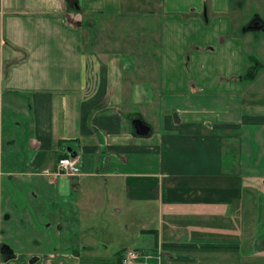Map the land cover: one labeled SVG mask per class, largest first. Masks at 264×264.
<instances>
[{
	"label": "crops",
	"instance_id": "1",
	"mask_svg": "<svg viewBox=\"0 0 264 264\" xmlns=\"http://www.w3.org/2000/svg\"><path fill=\"white\" fill-rule=\"evenodd\" d=\"M247 1L159 0L152 12L156 48L139 37L144 48L134 56L105 49L89 32L96 18L131 12L129 0H0V123L10 118L22 129L9 138L0 130V168L4 140L9 166L0 175L43 177L31 201L41 217L56 214L66 232L73 227L63 224L75 213L100 214L111 204L125 212L110 225L124 245L108 254L106 244L98 251L73 244L29 259L5 242L13 256L0 264H115L118 250L137 248L135 238L152 244L141 248L147 251L164 243L161 264L163 256L168 264H195L219 251L203 247L219 237H207L200 221L217 229L219 206L228 218L244 188L240 156L225 142L239 137V123L264 118V101L250 100L264 98V85L261 93L252 90L245 57L247 42L260 48L264 39L237 31L250 18ZM224 94L242 96L241 119L227 114L232 107L219 110ZM134 119L149 125L147 135L135 133ZM16 146L27 154L21 170L11 157ZM68 149L78 155L80 174L47 173ZM16 188L0 181V222L11 218L9 206L19 208ZM231 241L236 248L240 240Z\"/></svg>",
	"mask_w": 264,
	"mask_h": 264
},
{
	"label": "rangeland",
	"instance_id": "2",
	"mask_svg": "<svg viewBox=\"0 0 264 264\" xmlns=\"http://www.w3.org/2000/svg\"><path fill=\"white\" fill-rule=\"evenodd\" d=\"M142 1L129 0L128 4L132 2L134 6L131 12L123 13L117 17L106 16L96 18L97 22L94 28L89 31L92 37H94L93 39L98 42L101 40L102 46L105 49L111 45L112 47L122 49V51H130L134 56L135 54L133 53L137 50L140 52L144 48L143 45L139 44V37L148 39L150 47L156 48V41L158 42L159 37V21L156 18L158 16L152 14V12L158 11L159 0ZM196 1L199 2V0ZM207 3L208 0H206ZM150 9L154 10L149 12L148 10ZM244 10L250 16V18L248 16L249 23L253 14L257 11L264 18V0H248V5L245 6ZM141 11L145 13H141ZM243 27L244 25L239 27L237 31H240ZM249 34L255 36V40L264 39L263 31L254 30ZM127 41H130L131 44L124 45L123 43ZM254 42V40L252 43L247 42L245 57L248 60L247 67H253L254 81L252 82V90L256 91V93H261L264 85V44H261L260 48H258L259 44L257 46V44H253ZM141 55L147 56L146 53ZM212 97L214 95L208 97L210 102ZM250 100L264 101V98L262 94H256ZM242 105L243 99L240 94L219 95V110L222 107H232L233 109L227 110V114L232 111V114L236 118L234 121L241 119ZM259 120H264V118H257L255 121L250 120L243 124L239 123L238 126L240 128H237L235 131L239 133V137L225 142L227 150L231 148V142H233V151L236 153L235 158L240 156L239 164L244 180L241 198L238 202L231 205L228 218L224 216L223 209L219 206V227L217 229L213 225H210L209 222L200 221L207 224V230L204 232L207 237L217 236L219 237V244L231 246L228 249H217L219 251L209 252L205 256H202L200 262L195 264H264V248H262L264 247V121ZM8 127L10 131H7ZM0 130L3 131L2 135L4 138H9L13 135L17 137L22 132L21 128L17 130L13 123L10 124V118H5L0 123ZM20 141L21 139H18L17 143H20ZM5 144L4 140V152L1 157L3 164L0 168L2 172L7 171L9 167L6 164ZM15 150L18 152L17 155L11 157L20 161L17 168L21 170L23 169L21 160L23 159L24 161L27 158V154L22 149L19 150L18 146L15 147ZM41 180L44 181V178L39 176H33L30 179L29 176L20 175L9 179L8 175H0V181L3 183L12 182L13 185H16L14 197L20 202L18 209L14 206H9L11 218L3 219L0 222V229L3 231L0 235V243H9L14 248L15 255L20 252H28L31 253L29 257L31 259L33 256L48 250L52 251V249L56 248L64 251L65 248L71 249L74 245L80 244L89 245L94 251H98L102 248L103 244H106L108 254L120 248L118 245H124L123 240L125 237L119 233L121 231L110 228L112 223H116L117 220L124 217V210H117L120 206L108 205L104 213L95 215L89 212L85 214L81 212L75 213L74 216H70L72 217L71 220L63 224L67 226V223H69L73 227V229L67 232L64 228L60 229L62 222L56 214H50V217H41L38 212L39 209L35 208V203L31 201L32 196L30 192V190L36 192L35 184H38ZM11 192L14 193L13 190ZM43 207L40 209L41 212L47 211ZM29 210L33 213L32 217H29ZM108 215L111 217L108 218ZM76 216L79 217L78 220L74 218ZM192 222L194 221L192 220ZM149 237L154 239L155 233H150ZM234 239L240 240L237 242L236 248H232L234 246L230 244L233 243L231 240ZM134 240L137 243L135 245L138 249L152 245L143 244L136 238ZM221 240L224 241L222 242ZM147 249L155 258L157 255L156 247ZM84 253L90 252L84 250ZM0 260H3V258L0 257ZM163 262L168 264L165 256H163Z\"/></svg>",
	"mask_w": 264,
	"mask_h": 264
},
{
	"label": "built area",
	"instance_id": "3",
	"mask_svg": "<svg viewBox=\"0 0 264 264\" xmlns=\"http://www.w3.org/2000/svg\"><path fill=\"white\" fill-rule=\"evenodd\" d=\"M53 175L76 176L80 174V163L78 155H63L60 156L55 164ZM157 255L155 261H151L152 255L150 251L126 247L121 257V264H161L162 244L156 246Z\"/></svg>",
	"mask_w": 264,
	"mask_h": 264
},
{
	"label": "water",
	"instance_id": "4",
	"mask_svg": "<svg viewBox=\"0 0 264 264\" xmlns=\"http://www.w3.org/2000/svg\"><path fill=\"white\" fill-rule=\"evenodd\" d=\"M258 17V18H256ZM249 23V22H248ZM248 23L246 24L245 27H243V31L246 29H250L252 31L254 30H260V31H264V20L262 18H260V16L258 14H253V17L250 19V23L248 25ZM133 124V128L136 134L144 136L147 135L150 131V127L147 123L143 122L140 119H134L132 121ZM71 151L68 149V153L71 155H74V153H70ZM3 248H9L11 253L10 254H3ZM0 254L2 255L3 260H7L10 257L13 256V250L10 248V246L7 243H0Z\"/></svg>",
	"mask_w": 264,
	"mask_h": 264
},
{
	"label": "trees",
	"instance_id": "5",
	"mask_svg": "<svg viewBox=\"0 0 264 264\" xmlns=\"http://www.w3.org/2000/svg\"><path fill=\"white\" fill-rule=\"evenodd\" d=\"M162 245H164V247H165L164 243ZM230 246L231 245L228 246V244H207V245H204L203 247L208 248V249H213V250H217V249L220 250V249H228ZM183 247H186V245H184V244L178 245V248H183ZM123 250L124 249H120L114 254L115 255V257H114L115 258V264H120Z\"/></svg>",
	"mask_w": 264,
	"mask_h": 264
},
{
	"label": "flooded vegetation",
	"instance_id": "6",
	"mask_svg": "<svg viewBox=\"0 0 264 264\" xmlns=\"http://www.w3.org/2000/svg\"><path fill=\"white\" fill-rule=\"evenodd\" d=\"M246 5H248V1L246 2ZM249 5H250V3H249ZM255 14L259 15V13H257V12ZM256 18H258V17H256ZM260 18H262L264 20L263 17H260ZM249 71H251L250 73H251V76L253 77V68H251ZM6 252H7V248H3V254H6ZM0 256H1V254H0Z\"/></svg>",
	"mask_w": 264,
	"mask_h": 264
}]
</instances>
